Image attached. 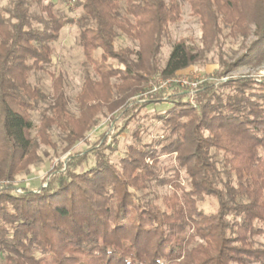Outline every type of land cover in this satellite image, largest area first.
<instances>
[{"label":"trees","instance_id":"obj_1","mask_svg":"<svg viewBox=\"0 0 264 264\" xmlns=\"http://www.w3.org/2000/svg\"><path fill=\"white\" fill-rule=\"evenodd\" d=\"M186 1L204 35L253 26L264 51V0ZM33 3L45 18L33 15ZM75 7L78 43L96 76L86 77L77 114L63 75L52 74L49 95L31 83L33 73L47 72L52 44L74 19L43 0L0 8V181L8 182L0 187V264H264V77L203 83L196 107L182 91L141 96L148 76L171 79L198 61L181 40L162 67L181 0H77ZM120 37L137 48L118 47ZM48 99L40 138L51 146L57 127L67 152L101 116H111L114 134L148 107L170 106L152 117L161 137L142 140L138 125L118 162L106 154L108 133L69 153L40 188L18 187L16 177L36 160L31 113Z\"/></svg>","mask_w":264,"mask_h":264},{"label":"rangeland","instance_id":"obj_2","mask_svg":"<svg viewBox=\"0 0 264 264\" xmlns=\"http://www.w3.org/2000/svg\"><path fill=\"white\" fill-rule=\"evenodd\" d=\"M76 1L43 0V4L53 5L54 12L58 17L74 19V23L66 26L61 31L58 41L52 44V63L47 67V72L33 73L31 76L32 85L40 89L45 95H49L52 92V74L63 75L70 99V109L75 114L78 113L79 95L86 77L88 75L96 77L78 43L80 34L78 17L81 11L75 7ZM9 2L10 0H0V8L6 7ZM181 2L183 5L182 20L171 27L170 35L165 41L162 50V67H165L173 46L181 40L186 41L192 49L198 52V61L171 79L148 76V85L141 96L150 94L153 97H166L174 91H182L186 96L185 102L196 107L195 91L203 83L227 82L245 76L253 77L256 80H261L264 77V51L257 49L256 44L258 42L257 37L254 36L253 26L244 29L243 32L223 28L219 32L220 36L217 35V37L204 35L200 20L192 14L187 1L181 0ZM32 13L39 18L46 17L45 13L35 3L32 5ZM117 46L135 49L138 44L129 38L120 37ZM100 55L101 53L98 52L97 57ZM183 80L196 83V86L184 85L182 84ZM49 105L50 99L40 100L37 108L31 113L34 126L32 137L37 142L36 160L27 170L16 177L15 182L18 187L40 188L54 171L56 165L65 161L69 153L87 151L108 133L107 144L110 146L106 154L111 162H118L120 156L132 143L133 134L138 130V125H143L145 128L141 134L142 140L152 141L161 137L162 133L158 130L152 117L155 113L163 112L170 106L167 102L152 105L143 111V117L140 120L136 119L129 129L123 132L122 130L117 131L114 134L109 132L112 123L111 116H101L98 124L87 134L86 138L75 144L71 151L67 152L66 144L63 141L64 134L57 127H53L50 131L51 146L45 145L40 138L41 119ZM145 114H150V117H146ZM174 157L170 156L165 159L169 170L176 165ZM7 184L6 181H0V187ZM156 190L160 195L168 192L166 187H158ZM203 207L208 211L213 209L209 202L205 203Z\"/></svg>","mask_w":264,"mask_h":264},{"label":"built area","instance_id":"obj_3","mask_svg":"<svg viewBox=\"0 0 264 264\" xmlns=\"http://www.w3.org/2000/svg\"><path fill=\"white\" fill-rule=\"evenodd\" d=\"M182 84L192 86V87L196 86V83H190L189 81H185V80L182 81Z\"/></svg>","mask_w":264,"mask_h":264}]
</instances>
